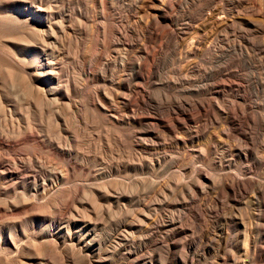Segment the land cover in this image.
I'll return each mask as SVG.
<instances>
[{"label": "rangeland", "instance_id": "374dc122", "mask_svg": "<svg viewBox=\"0 0 264 264\" xmlns=\"http://www.w3.org/2000/svg\"><path fill=\"white\" fill-rule=\"evenodd\" d=\"M90 1L51 0L52 12L56 17L74 12L71 23L73 31L68 37L60 36L61 40L56 45L59 43L57 48L63 49V66L71 80L77 83L78 91L71 99H61L63 102L56 107V111L53 110V122L51 125L46 124L42 133V137L46 136L42 138L44 145H18L22 153L20 157L32 158V174L37 173L46 178L52 194L64 192L62 196L66 195V199L63 197L56 214L49 213L44 216L45 219L34 222L31 231L25 230L28 232L21 231V227L15 231L11 217H6L9 213L0 212V222L3 221L0 225V257L4 255L6 247H11L8 246L11 234L12 237L18 236V243H33L42 240L38 236L49 228L52 230L49 238L53 239L54 234L59 232L65 239L64 243L55 241L58 242L57 250L47 255L30 251V264H130L139 256L151 264H210L214 261L219 264H240L241 259L246 258L243 251L247 245L245 234H249L252 241L260 237L256 226L258 222L264 227V216L259 219L258 208L250 201L245 204L239 196L241 194L231 193L224 183L229 184V178L234 175L248 172L252 175L257 172L254 176L264 179V48L252 43L262 41L264 36L255 33L253 27H247L246 22L250 13L246 7L252 1L259 8L264 7V0H240L242 6H237L232 15L243 31L230 36V40L224 39L223 35L218 37L221 41L216 40L218 44L225 45L227 53L224 55L218 47L212 46L204 56L187 59L180 55L177 46L160 49V40L155 45L151 44V52L158 50L161 58L155 65L151 60L145 62L146 72L154 69V84L143 78L138 81L137 70L121 73L123 58H126V62L140 61L136 58L140 57L144 38L134 40L132 46H126L128 51L124 47L120 49L121 42H118L119 46L113 41L106 42L109 53L105 54L99 67L93 63V55L100 48L98 41L102 37L99 36H102L101 29L106 20L102 16L100 0ZM132 1L120 0L112 9L106 10L114 15L113 24L124 18L125 25H136V6L140 3ZM181 6L175 11L179 16L193 11L187 8L185 2ZM34 8L42 16L50 12L49 8L38 9L37 5ZM78 17L84 20L83 28L88 34L80 35L75 27L79 22ZM33 26L39 27V23L35 21ZM249 28L251 30H247ZM245 31L248 33L246 39L243 38ZM221 33L224 34V31ZM233 39L242 41L248 52L235 54ZM187 60H190L188 64L199 67L202 72H181V67L188 65ZM85 68L89 69L88 72H97V80H89ZM204 72L209 84L222 81L233 86L241 84L243 88L240 91L236 87L219 88L220 92L214 95L202 94L197 90V85L201 83ZM120 74L126 77L125 82V78L121 83L118 82ZM125 83L137 92L133 93L136 103L146 101L148 105L140 109L123 105L121 92L127 91ZM144 88L147 89L146 94ZM97 91L106 92L114 98L112 104L117 107L106 105L108 108L97 110L100 99L96 98ZM179 99L205 100L206 106L204 109L190 108L188 113L194 120L188 123L183 115L166 111L170 101ZM156 105H160L161 109ZM4 113L7 115L1 109L0 126L10 129L15 121L8 119L9 116ZM53 115L57 118L54 119ZM232 116L237 119L235 126L230 122ZM55 120L60 123L57 124L59 130L55 127ZM184 123L186 127L182 126ZM60 137L71 152L66 158L60 157L55 150L62 143ZM64 144L61 145L66 147ZM29 145L32 146L28 148ZM246 147L251 150L247 158L243 156ZM67 173L70 176L67 177ZM201 173L204 177H201ZM17 186L14 193L0 195L9 199L18 195V192L21 195L24 191L29 196L34 193L27 186ZM92 193L109 196L94 201ZM192 195L196 197L195 202L189 199ZM22 226L28 228L26 221ZM30 239L33 241L30 242ZM249 254V258L254 255L253 251ZM255 260L253 264H264V254L256 255Z\"/></svg>", "mask_w": 264, "mask_h": 264}, {"label": "bare ground", "instance_id": "6f19581e", "mask_svg": "<svg viewBox=\"0 0 264 264\" xmlns=\"http://www.w3.org/2000/svg\"><path fill=\"white\" fill-rule=\"evenodd\" d=\"M118 1L120 0H100L101 6H102L100 8H102V16L104 17L103 19H105L108 23H106L105 21V24L101 29L102 36H99V37H102V38L99 39L98 41V45H100V48L95 53V55H93L94 57L93 56L91 57H93L94 59L93 63H95V65L99 67V65L102 64V62L105 59V54L109 53L108 52L109 50H107L106 48L107 46L106 44L108 43L106 42L113 41L114 44L117 46H119L118 42H121L122 46L120 49L122 50V48L124 47V50L128 51L127 50L128 48L126 49V46H129V45L132 46L134 44L133 42L134 40L136 39L140 40L144 38V46L141 47L140 52H139L141 53L140 57L136 58L140 61H138L137 63H134L131 61L126 62V58H123V61H122L123 63L121 66V71H122L121 73H125V71H130L132 69L133 71L137 70L136 76L138 77V81H139V78H143L144 80H149L151 84H154L155 82L153 81L154 80L153 79L154 69L146 72L145 62L151 60L154 65L158 62L160 58L158 56V50L154 48L155 52L153 53L151 52V44L155 45V42L157 40L158 41L160 40V44L158 45L160 49L162 47L169 48V47L177 46L180 49V55L188 59V57L192 58L191 56L193 57H199V56L201 57L202 55L204 56V54L209 52L212 46H214V48L218 47L222 55L226 54L227 49L225 48V45L218 44L219 43L218 41L222 40L220 39L221 38L220 36L223 35L224 39H229V37L232 35H235L236 32L238 31L241 32V30L243 31V27L239 26V22H237L236 17L232 15V13L234 12V9L237 6H242V2H241L242 0L241 1L240 0H133L132 2L134 3H140L139 5L136 6V9H137L136 13L138 14V16L136 18L137 19L136 25L133 26L134 24L133 25L131 24L133 27L130 25H125L124 18L119 19V20L117 18L118 23L116 25L113 24L112 20H115L114 15H112V13L110 14V12H107V11L112 9L114 4L117 5ZM184 2H185V5H187V8L193 9V11L190 10L189 12L179 16L176 14L175 11L177 8H179L178 6L183 5ZM34 5H37L38 9H41L43 7L49 8L50 12L47 13L46 16H42L35 11L36 8H34ZM225 5H228V6H225ZM242 8H244V6ZM246 10L250 12L248 14L247 21H246L247 27L249 26L253 27L252 30L255 33L264 36V7L261 6L259 8L257 3L255 1H252L251 4L246 7ZM73 13L74 12L72 13L70 12L68 16L61 15L59 17H56L54 13L52 12L51 0H0V34H1L0 36V111L2 109V112L5 111L7 115L9 116L8 117L4 113L8 117V119L10 118L12 121H15V123L12 124V127L10 129L6 127H5L6 129H3V127L1 128L0 126V128L2 129L0 130V194L2 193L7 196L8 194H10V192H13L16 189V187H18L17 185L27 186L26 188L29 187L31 190L34 191V193H30V195L32 196H29L27 193H23L24 191L22 192L23 194L21 193V195H19L20 192L17 191L18 195H15V197H11L9 199L2 198V195H0V212L2 213L4 212L5 214L7 213L10 214V215L7 214L6 217L7 216L11 217V219L10 218L8 219L14 222L13 226H14L15 231L16 230L18 231L20 227H21V231L23 232L29 229L31 231V227L34 226V222L37 223V221H40L42 218H44V216L46 217V215H48L49 213L51 214L55 212L56 214V211L60 210L58 209L60 208L58 207L59 204L62 203V199L64 200V198L66 197V195L65 197L62 196L64 192L63 193L54 192L59 195L52 194L50 188L47 185L48 184L47 179L42 178L37 173L32 174V167H33L32 158L26 159V158L20 157L19 154H22V153L18 149V145L20 146H22L21 144L25 145L24 143L26 144L41 143L44 145L42 138L43 137L46 138V136L42 137L43 135L42 133L45 130L44 128L46 127V124L51 125V123L53 122V119L51 120V117H52L51 114L53 110L56 111V107L59 106L63 102L61 101V99H64V98H67V100L71 99L70 97L73 96V94H76V92L78 91L77 83H74L75 81L73 82V80H71L69 75L66 73L68 71L66 70L65 66H63L64 62H63V57L61 56V50L63 49L59 50V48H57L59 43L58 45H56V42L61 40L59 38H61L62 36L68 37L71 31H73L72 26H71L72 19H73ZM120 14L121 13H119V15ZM81 16H84V15H81ZM88 18H89V15H88ZM77 19L79 22L75 24V27L77 28V30L80 31V35L88 34V32H86V30L83 28L84 20L83 21L80 20L81 17H78ZM35 21L39 23V27L33 26ZM247 30H251V29L249 28ZM221 31H224V34L221 33ZM246 31L244 32V35H243L244 39L248 37L246 36L248 34ZM4 33L5 34L8 33V34L3 36L2 34ZM190 35H193V36L189 38ZM232 42H233L232 44L233 52L235 54H244V52H248V50L242 44V41L233 39ZM252 43L254 45H257L259 48L260 47L264 48V39L262 41H257L256 43L253 41ZM114 47L115 46H113V48ZM130 58L132 59V57ZM141 59H144L143 60L144 67H143V63L141 62ZM89 60H92V59H89ZM188 63H190V60H187V64ZM88 70L89 69L85 68V72L87 73L89 80L91 81L97 80L98 78L97 72H94V73L88 72ZM197 71L199 73L202 72L199 67L197 68V66L192 65V64L184 65L183 67H181V72H185L186 74L187 72L195 73ZM203 75L204 76L201 75V81H200L201 83L197 85V90L201 92L202 94H213L214 95L220 92L219 88L221 89V88L236 87L237 91H240L243 88L241 84L233 86V85H228L222 81H218L217 84H209V82L207 81L208 79L206 77V72H204ZM117 79L119 83H121L122 80H124V82L126 81V77H124L123 74H120ZM124 87H125V90L126 89L127 91L129 90L130 93H126L127 91L124 93L121 92L123 94L121 96L123 103H124L123 105L129 108L136 106L137 109H140V107L144 105H148L146 104V101L136 103L135 102L136 98L133 96V93H135V91L132 90V87L128 85V83L127 84L125 83ZM125 90L123 89L122 91H125ZM97 93H98L96 94V96L98 95L96 97L97 100L100 98L98 101V104L96 105L97 110L99 111L104 110L105 107H107L106 105H110V107L112 108L115 107L112 104L114 98L112 99L111 97H109V95H107L106 92L104 93V92L97 91ZM144 93L145 94L147 93V89L145 88H144ZM88 95H91V94L88 93ZM94 96H95V93H94ZM93 103H94V99H93ZM156 106L160 108L159 107L160 105H156ZM162 106L164 105L162 104ZM205 106H206L205 100L197 101L193 99H179L176 102L170 101V103L167 105V109L166 108L165 109L166 111L168 110L167 112L169 113L183 115L185 119L187 120V122L189 123V121L194 120V118L188 113L189 109L193 107H197L198 109H204ZM16 116H18V118ZM53 118L55 119L57 117H54L53 115ZM230 119H231L230 121L231 124L235 126V124L237 123L236 117L232 116L230 117ZM4 122H6V120ZM9 122L11 124V121ZM55 122L57 121L55 120ZM57 124H60V123L59 122L55 123L56 126L55 125L54 126L56 127V129H58V126H59ZM179 124L181 126V123ZM184 125L186 127L185 123L182 124V126ZM6 126L8 125L6 124ZM170 130L173 131L172 128H170ZM55 137L57 138V136ZM61 144H64L63 141ZM61 144L57 145L55 150L60 157L66 158L67 156H69V153L71 152H69L70 150L67 147V144L66 145L64 144L66 147H63ZM247 144H248V141H247ZM31 146L29 145V147L28 146L26 147L30 148ZM250 153H251L250 147H246L244 150L243 156L247 158L248 156H250ZM34 154H38V153L35 152ZM202 155H204V153H202ZM45 158L47 159V156ZM68 174L70 173H67L66 175L67 177L70 176ZM255 174H258V173L256 172L254 173V175ZM200 175L201 177H204L202 173ZM254 175H252L250 172L242 174V175L239 174V176L234 175V177L232 176L229 178V182H230L229 184L226 182L224 184H225V188L231 193L239 192L241 194L239 196L242 199H244L243 201L245 204L249 201L252 202L258 208L257 210L259 211L258 217L259 219H261L264 216V179L261 180L259 179V177L258 178L256 177L257 175L256 176ZM201 183H203V181H201ZM28 191L30 192V190ZM77 192H78V188H77L76 193ZM250 192H252L253 195H248ZM70 194L68 195V198L70 197ZM75 195L76 194H74V196ZM91 196L94 201H97L100 197H103V196L107 197L109 195H96V193H92ZM227 196L231 197L235 195H227ZM43 198H45V200H41ZM195 198L196 197L192 195V197H190L189 199H191V202H195L196 201ZM19 215H23V216H19ZM243 220H244V217H243ZM8 221L6 225L8 224ZM25 221H26V224L28 225L27 229H25L22 226L23 222L25 223ZM1 223H3V221L0 222V225ZM256 228L259 231L260 237L258 236V238H255V240L252 241V239L250 238V235L245 234V240L247 241V245H245V247L243 248V251H244V254L246 253V258L241 259L240 264H253L256 261L255 260L256 255L262 256L264 254V227L261 226V224L257 222ZM10 231H12V229ZM25 232H28V231H25ZM51 232L52 230H49L48 228V231H46L43 235L38 236V238H43L42 240L38 239L32 243L31 241H33L34 239L32 237L33 239L32 240L30 239L31 243H28L29 242L28 241L27 242L28 244L27 243L25 244V242L18 243V240H17L19 239L18 236L14 235L15 237L14 236L12 237L13 234H11V238L9 240V245H8L9 247L10 246L11 247L10 248L6 247V251L4 252L2 251L4 255L0 257V264H30L31 261H30L29 254H30V251L32 250H35V252L38 255H47V254L55 252L57 250L56 245H58V242H63L64 238L58 232L54 234L55 239L54 238L50 239L49 237L51 236ZM55 241H58L56 242L57 244L54 243ZM1 248L2 247H0V250ZM252 251L254 255L251 256L252 258H249L250 257L249 253H251ZM247 253L249 254V257L247 256L248 255ZM39 264H43V262ZM130 264H151V263L148 261H144V259H142V257L140 258L139 256V258H135L133 262ZM210 264H219V263L214 261V262H211Z\"/></svg>", "mask_w": 264, "mask_h": 264}]
</instances>
